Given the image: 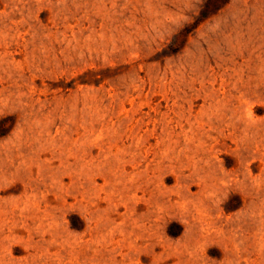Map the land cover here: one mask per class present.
<instances>
[{
  "label": "rangeland",
  "instance_id": "1",
  "mask_svg": "<svg viewBox=\"0 0 264 264\" xmlns=\"http://www.w3.org/2000/svg\"><path fill=\"white\" fill-rule=\"evenodd\" d=\"M0 264H264V0H0Z\"/></svg>",
  "mask_w": 264,
  "mask_h": 264
}]
</instances>
